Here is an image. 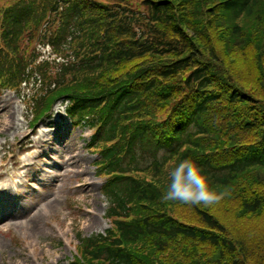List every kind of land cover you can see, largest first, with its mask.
<instances>
[{
  "label": "trees",
  "instance_id": "1",
  "mask_svg": "<svg viewBox=\"0 0 264 264\" xmlns=\"http://www.w3.org/2000/svg\"><path fill=\"white\" fill-rule=\"evenodd\" d=\"M4 6L0 89L34 128L65 104L99 156L110 228L68 264H264V0ZM184 159L219 204L161 202Z\"/></svg>",
  "mask_w": 264,
  "mask_h": 264
},
{
  "label": "rangeland",
  "instance_id": "2",
  "mask_svg": "<svg viewBox=\"0 0 264 264\" xmlns=\"http://www.w3.org/2000/svg\"><path fill=\"white\" fill-rule=\"evenodd\" d=\"M27 106L18 93L0 91V264H68L80 236L110 227L99 156L89 127L66 118L64 105L37 129Z\"/></svg>",
  "mask_w": 264,
  "mask_h": 264
},
{
  "label": "clouds",
  "instance_id": "3",
  "mask_svg": "<svg viewBox=\"0 0 264 264\" xmlns=\"http://www.w3.org/2000/svg\"><path fill=\"white\" fill-rule=\"evenodd\" d=\"M162 160L163 150L158 154ZM167 187L162 193V203H179L189 206H211L219 204L226 192H216L206 171L191 159L176 164L167 174Z\"/></svg>",
  "mask_w": 264,
  "mask_h": 264
},
{
  "label": "bare ground",
  "instance_id": "4",
  "mask_svg": "<svg viewBox=\"0 0 264 264\" xmlns=\"http://www.w3.org/2000/svg\"><path fill=\"white\" fill-rule=\"evenodd\" d=\"M60 134V132L58 133V135ZM61 140H57V142H60ZM69 148V144H67L66 146H64L63 144L62 145H60V149L63 151V150H65V149H68ZM53 151H55V150H53ZM73 160V159H72Z\"/></svg>",
  "mask_w": 264,
  "mask_h": 264
}]
</instances>
